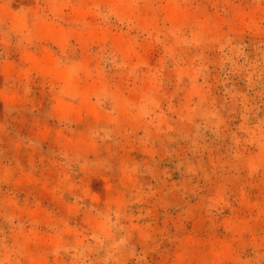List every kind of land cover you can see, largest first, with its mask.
<instances>
[{
	"label": "rangeland",
	"instance_id": "rangeland-1",
	"mask_svg": "<svg viewBox=\"0 0 264 264\" xmlns=\"http://www.w3.org/2000/svg\"><path fill=\"white\" fill-rule=\"evenodd\" d=\"M122 1L0 0V264H264V0Z\"/></svg>",
	"mask_w": 264,
	"mask_h": 264
},
{
	"label": "bare ground",
	"instance_id": "bare-ground-1",
	"mask_svg": "<svg viewBox=\"0 0 264 264\" xmlns=\"http://www.w3.org/2000/svg\"><path fill=\"white\" fill-rule=\"evenodd\" d=\"M54 1H62V0H54ZM98 1H102L106 4L116 7L121 13H126L125 6L123 5L122 0H80V2H82L83 4H87L90 2L95 3ZM169 17L172 18L173 20H178V21L185 18L184 14L177 10H173L169 15ZM35 64L39 70L51 75L52 77L55 78V80L60 82L62 84V88L65 91V93H67L69 96L79 99L83 107L85 108L89 107L90 105L89 96L94 88L92 86H81L78 73H76L75 70H71L73 67L71 69L62 68L61 66H59V63L56 60L52 59L51 57H46L42 62H36ZM58 108L63 113L75 112L77 109L75 108V105L65 103L63 101L59 102Z\"/></svg>",
	"mask_w": 264,
	"mask_h": 264
}]
</instances>
